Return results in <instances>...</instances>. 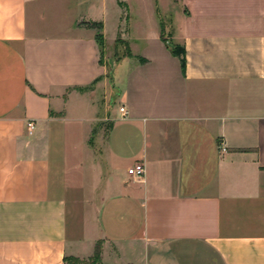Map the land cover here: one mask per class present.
I'll use <instances>...</instances> for the list:
<instances>
[{"label": "crops", "instance_id": "crops-1", "mask_svg": "<svg viewBox=\"0 0 264 264\" xmlns=\"http://www.w3.org/2000/svg\"><path fill=\"white\" fill-rule=\"evenodd\" d=\"M58 2L0 0V264H264V0Z\"/></svg>", "mask_w": 264, "mask_h": 264}, {"label": "rangeland", "instance_id": "rangeland-1", "mask_svg": "<svg viewBox=\"0 0 264 264\" xmlns=\"http://www.w3.org/2000/svg\"><path fill=\"white\" fill-rule=\"evenodd\" d=\"M85 1H87V0H67V2L65 4L64 2L59 0V2L57 3L58 5L54 4L51 7L44 6L42 8L43 12H42V18H40V20H41L40 24L42 26L49 25L51 27V29H53L54 23L56 21L63 20L64 16L62 15V12H63L64 8L73 9V7H74L77 10V9H79V5L82 4L80 6V8L84 9L85 5L86 6L88 5L87 3H84ZM126 2L128 3L130 15L132 16L133 11L135 10V8L137 7V4L139 2H138V0H126ZM92 3L95 4L94 1ZM117 5L118 4L116 3V0H107L108 13L106 15V34H107V43L108 44H110L112 36L115 34L116 28H117L116 27V18H115V11L117 9ZM166 18H165V20H166ZM129 25H130L129 38H132V37L134 38L135 34H136V30L138 27H136V26L133 27L132 26L133 24L131 21L129 22ZM164 35H165V32H164ZM134 46L136 49L137 45H134ZM126 53H127L126 48L124 47V45L122 43H120V44L114 43L113 44V46L111 47V55H110L109 61L107 63L108 72L110 71L111 64L115 63V61H117L120 58V56L125 55ZM116 105H117V101L114 102V106H116ZM108 124H109V121H106L100 126L104 132L107 131ZM92 140L90 142H92ZM85 264H98V261L88 260V261H85Z\"/></svg>", "mask_w": 264, "mask_h": 264}, {"label": "trees", "instance_id": "trees-1", "mask_svg": "<svg viewBox=\"0 0 264 264\" xmlns=\"http://www.w3.org/2000/svg\"><path fill=\"white\" fill-rule=\"evenodd\" d=\"M93 26L97 30L95 33V40L97 41V44H98L99 50H100V54L102 55L103 51H104V46H105L103 33H102V25H101V23H96ZM115 43L116 44L122 43L124 45V47L126 48V51H127V53L125 55L126 56L131 55V52L129 50L127 43L123 39H121L120 36L116 37ZM167 46H168L169 50L171 51V53L179 58L181 68L184 69V67H185V50H184V47L180 44H173V43H167ZM99 258H100V242H97V244L95 246L94 254L89 260L98 261ZM64 259H65L66 264H76L79 262L77 259L72 258V257H65Z\"/></svg>", "mask_w": 264, "mask_h": 264}, {"label": "built area", "instance_id": "built-area-1", "mask_svg": "<svg viewBox=\"0 0 264 264\" xmlns=\"http://www.w3.org/2000/svg\"><path fill=\"white\" fill-rule=\"evenodd\" d=\"M118 112L121 118H125L127 116V109L125 108L124 105H120L118 107ZM35 127V123L32 120L27 121L26 123V128L28 133H31L33 131ZM220 150L221 151H225V147L223 145L220 146ZM145 172V166L142 162H135L134 164H132L128 169H127V173L130 176L136 177V178H140L143 176Z\"/></svg>", "mask_w": 264, "mask_h": 264}]
</instances>
